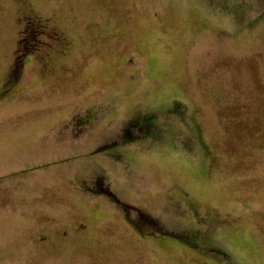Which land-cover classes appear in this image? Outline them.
Returning a JSON list of instances; mask_svg holds the SVG:
<instances>
[{"label":"rangeland","instance_id":"obj_1","mask_svg":"<svg viewBox=\"0 0 264 264\" xmlns=\"http://www.w3.org/2000/svg\"><path fill=\"white\" fill-rule=\"evenodd\" d=\"M34 47L0 98V264H264V0H0V90ZM97 177L183 239L137 237Z\"/></svg>","mask_w":264,"mask_h":264},{"label":"flooded vegetation","instance_id":"obj_2","mask_svg":"<svg viewBox=\"0 0 264 264\" xmlns=\"http://www.w3.org/2000/svg\"><path fill=\"white\" fill-rule=\"evenodd\" d=\"M19 25L24 26L25 31L27 32L28 37L32 38L36 34L48 35L51 39V43L45 42L44 45L47 46L50 50L57 48L58 50L64 49L69 45L67 39H65L64 34L54 30L52 25L48 22L47 19H42L40 16L36 15L32 10H28L22 14L19 18ZM24 31V30H23ZM22 33V32H21ZM19 32V37L20 34ZM22 39H18V45L21 44ZM29 45H31L29 43ZM36 48H28L24 50L21 54L20 49L16 51L12 64L8 70V76L6 81L3 83V86L0 90V98L9 94L11 90H14L19 79L21 77L22 70V57L30 56V54L34 53ZM22 52V51H21ZM45 55L49 56V53L45 52ZM48 62L43 63V67L46 69ZM104 180L102 177L95 178L90 184H86L83 188V192L89 194L92 199L101 200L107 203V200H110L115 210L121 215L122 220L126 226H128L137 237L142 240H148L160 244H167L168 240L166 237H181L183 239L182 233H172L168 232L162 225L158 224L154 219H152L148 214L142 212L139 208L134 205L128 204L122 201L114 192L110 191L103 184ZM108 204V203H107ZM110 205V204H108ZM192 211V210H191ZM92 221L89 219H76L72 221L65 228L58 229V239L60 242L73 240L80 241L83 238H86L91 229ZM36 242L39 245H54V239L51 234L40 235ZM182 245H187V247H191L194 245L193 242L181 241Z\"/></svg>","mask_w":264,"mask_h":264},{"label":"trees","instance_id":"obj_3","mask_svg":"<svg viewBox=\"0 0 264 264\" xmlns=\"http://www.w3.org/2000/svg\"><path fill=\"white\" fill-rule=\"evenodd\" d=\"M185 105H186V104H184V103H182V102H180V101H178V100H175V101H174V104H173V108H172V113L175 112L176 114H179V113H177V112H178V109L184 107V110L181 111V115H182V116L185 115L186 112H187V108H186L187 105H186V106H185ZM175 108H176V110H175ZM134 123H135V122H134V121L132 122V120H131V121L128 123L126 129H125V131H127L129 134H131V132H130L129 130H131V127H132V125H133ZM137 127H140V126L138 125ZM143 127H145V126H143ZM143 127H141V130H144ZM146 128H147V126L145 127V131H146ZM134 137H135V136H133V138H134ZM128 138H130V136L127 137V140H129ZM134 139H137V137H135Z\"/></svg>","mask_w":264,"mask_h":264}]
</instances>
